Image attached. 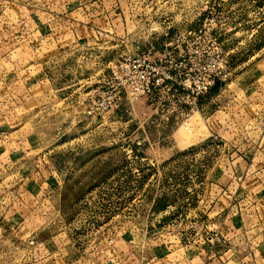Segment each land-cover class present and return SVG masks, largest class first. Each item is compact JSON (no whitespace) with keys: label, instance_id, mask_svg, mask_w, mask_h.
I'll return each instance as SVG.
<instances>
[{"label":"rangeland","instance_id":"374dc122","mask_svg":"<svg viewBox=\"0 0 264 264\" xmlns=\"http://www.w3.org/2000/svg\"><path fill=\"white\" fill-rule=\"evenodd\" d=\"M200 27L225 75L186 127L167 76ZM150 44L151 90L99 110ZM0 264H264V0H0Z\"/></svg>","mask_w":264,"mask_h":264},{"label":"built area","instance_id":"2783aa9c","mask_svg":"<svg viewBox=\"0 0 264 264\" xmlns=\"http://www.w3.org/2000/svg\"><path fill=\"white\" fill-rule=\"evenodd\" d=\"M205 33L202 27L181 31L172 46V50L177 55H172L171 65L180 71L169 72L167 76L173 82L171 95L178 100L170 112H176V116L181 118L182 124L186 127L189 125L190 112L198 109L199 98L210 90L216 80L225 75L226 60L222 58L220 42L215 40L211 48L201 46ZM196 52H201L204 58H193ZM155 54L156 46L150 44L142 53L128 54L111 62L108 73L102 77V82L112 88L108 90L107 98L103 97L96 107L104 110L111 106L112 102H116L122 94L128 99H134L149 92L157 73ZM177 56L179 58H176ZM193 64L197 67L193 68ZM94 102L97 103L95 100Z\"/></svg>","mask_w":264,"mask_h":264},{"label":"crops","instance_id":"0c3cea01","mask_svg":"<svg viewBox=\"0 0 264 264\" xmlns=\"http://www.w3.org/2000/svg\"><path fill=\"white\" fill-rule=\"evenodd\" d=\"M259 173H260V171L256 172V174H259Z\"/></svg>","mask_w":264,"mask_h":264}]
</instances>
